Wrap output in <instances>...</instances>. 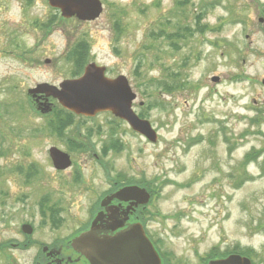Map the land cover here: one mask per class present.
<instances>
[{"label":"rangeland","instance_id":"rangeland-1","mask_svg":"<svg viewBox=\"0 0 264 264\" xmlns=\"http://www.w3.org/2000/svg\"><path fill=\"white\" fill-rule=\"evenodd\" d=\"M100 2L97 20L72 19L46 34L30 23L51 16L43 0L30 9L31 20L18 0L0 4V150H9L13 158L3 162L13 163L14 155L29 149L45 163L41 152L51 141L33 144L28 130L37 116L25 102V89L30 77L42 82L57 76L50 71L54 64L62 70L57 79L64 78L70 63L61 60L63 54L85 42L86 62L104 67L109 77L127 79L136 95L133 110L151 124L157 140L151 143L118 122L111 138L119 140L118 151L103 154L99 162L92 157L96 149L87 156L74 154L80 178L71 176L64 190L63 233L76 231L95 198L120 178L155 188L148 232L159 248L188 260L238 248L253 264H264V119L258 117L264 118V0ZM45 58L52 60L51 67L42 63ZM30 60H40V69L33 71ZM156 81L184 86L158 92ZM155 102L160 106L149 109ZM105 120L101 116L93 126ZM107 139L99 136L98 142ZM255 152L256 160L245 163V156ZM7 179L0 176V191L9 192L8 206L18 209L12 198L26 188ZM46 182L37 191L58 184L50 175ZM33 210V223L44 238L47 220L36 204ZM24 211L19 207L7 227H17ZM6 237L13 238L11 232Z\"/></svg>","mask_w":264,"mask_h":264},{"label":"flooded vegetation","instance_id":"flooded-vegetation-1","mask_svg":"<svg viewBox=\"0 0 264 264\" xmlns=\"http://www.w3.org/2000/svg\"><path fill=\"white\" fill-rule=\"evenodd\" d=\"M37 1L38 0H18V2L24 6L25 14L23 16L25 18L31 20L35 17L33 13H28ZM43 1L46 3L48 11L52 13L51 16L43 23L29 20L31 26L38 27L43 34L48 33L51 26L56 24L63 25L69 20L75 19L64 18L59 9L50 7L47 0ZM4 2L5 0H0L1 6H3ZM0 26L2 28L4 24H0ZM180 36L181 35L179 34L177 38ZM171 47L174 50H177L176 44L171 43ZM17 59L24 62L28 60L25 58ZM61 60L66 62L67 65L69 62L71 66L68 65L69 70L64 78L57 79L60 74L59 72L62 70L55 68L56 64H54L50 71L52 72L54 69L55 72H58L57 76L54 75V78L51 80H44L42 82L33 81L34 79H31L30 77V85L25 89V102L37 116L36 126L33 123L34 126L32 125L28 130L33 132L32 139L36 140H32L33 144L38 145V142L40 143L42 138L51 141V143L41 152L45 163L40 164L35 158V152H32L29 149L21 150V155H14L13 157L15 161L13 163H5L3 160L8 161L10 159L12 161L13 158H10L11 156L7 153L9 150H0V158L2 159V162H0V176H4L6 179L8 175L9 179H7V182L12 181L11 184H14L19 188L24 186L27 191L25 193L22 192L17 196H13L12 198L15 205H19L21 208L25 206L24 213L22 214V212H20V216L22 217L24 215V218L19 221V224L14 229L7 227V221L16 218L19 212H17L19 207H17L18 209L10 208L8 206V200L11 199L9 192H6L5 190L0 191V208L2 209L0 221V264H92L84 255L80 254L76 248H110V246H74L72 240L80 234L88 231L92 222L98 215H100V217L96 225V236L99 239L104 236L114 237L118 233L125 231L130 225L139 224L142 227L145 236L152 243L159 258V264H209V262L223 260L231 255L229 252L219 254L212 251V254H207V256L200 258L199 260H188L183 256L181 257L173 254V252L168 251L165 248H159L156 241L151 239L148 232V222L151 217L149 209L151 207L152 198L149 199L147 204H139L133 199H109L113 193L124 187L137 186L144 188L141 184L126 183L124 181L119 182L118 179L113 180V183L109 186V190L103 193V195L95 198L94 202L91 203V206L88 209L86 220L76 231H73L70 234L63 233V227L67 221L64 217L65 209L63 208V202L66 201L64 190L71 182V176L74 181L80 178L78 176L80 168L75 169L76 166L74 161H72V157L75 156L74 154L78 153L87 156L89 152H93V150L96 149L97 153L94 152L92 154L93 159L97 162L100 161V158L103 160V154H106L107 156V154L114 149L113 147L119 146L118 139H111L115 135V124L118 122L123 125L127 124L124 121L117 119L109 112L98 113L91 117L77 115L64 109L52 96H48L49 93L47 87L59 89L64 81L78 79L83 75L85 67L90 64L89 62H86V59L81 57V55H71L70 51L63 54ZM30 61L33 63L30 65H36L33 71L36 68L40 69V60H38V62L35 60ZM51 61V59L45 58L42 63L50 65L51 67ZM105 76L109 79L117 77L107 76L106 69ZM42 86L44 87L40 88ZM101 116L107 117V120L99 122V124L93 126V122ZM88 124L91 125V127H87L84 132H81L83 126H87ZM99 136L103 139L108 137V139L107 141L98 142ZM109 138L111 141H109ZM112 140H114V142H112ZM67 162L69 163V166L65 167ZM45 169H48V171L51 172L49 175L56 178L58 184L53 190L42 192L43 189H45L43 186L47 184L46 179L49 177V175H45ZM40 184L43 189H38L37 191ZM40 192L42 193L40 194ZM33 195L37 197L36 202H34L35 196ZM61 200L63 201L62 203ZM28 201L30 203H28ZM35 204L38 206V211L40 208L41 216L47 220L45 225L49 226L47 228L48 234L46 237L42 235L44 238H40L38 235V228L33 223V205ZM8 211H11V213L8 214ZM111 217L112 221H110ZM112 227L117 228L111 230L110 228ZM8 232H11L13 238L6 237ZM250 264H253L251 260Z\"/></svg>","mask_w":264,"mask_h":264},{"label":"water","instance_id":"water-1","mask_svg":"<svg viewBox=\"0 0 264 264\" xmlns=\"http://www.w3.org/2000/svg\"><path fill=\"white\" fill-rule=\"evenodd\" d=\"M47 2L50 7L59 9L66 19L75 17L79 21L92 22L102 13L100 0H47ZM104 72V67L88 64L83 75L78 79L64 81L59 89L54 87L44 89L48 91V96H52L70 112L85 117L110 112L116 118L126 122L135 133L147 141L156 142L157 135L150 123L140 119L132 110V102L136 99V95L128 85L127 79L122 75L108 79ZM212 81L217 82L218 78H213ZM68 166L67 162L65 167ZM114 198L133 199L139 204H147L150 195L142 188L128 186L119 189L109 197V199ZM99 217L100 215L94 219L88 231L72 240L74 246H110V248H76L92 264H159V258L139 224L130 225L114 237L104 236L99 239L96 236ZM209 264H250V261L239 255H230Z\"/></svg>","mask_w":264,"mask_h":264},{"label":"trees","instance_id":"trees-1","mask_svg":"<svg viewBox=\"0 0 264 264\" xmlns=\"http://www.w3.org/2000/svg\"><path fill=\"white\" fill-rule=\"evenodd\" d=\"M88 52H89V46L85 43V42H82L80 43L79 45H75L74 46V49L70 50V53L72 54H78V55H81V57L87 59L88 57ZM87 61V60H86ZM157 82V86H155V89L160 92L162 90H165V92H168V91H173L175 90V88H181L182 86L184 85H179L177 83H175V85L171 84V86H169L167 83L165 82H159V81H156ZM157 106H160V103H157L155 102L153 105H149V109H153V108H156ZM143 118V116H141ZM260 117L262 120L264 119L263 117L261 116H258ZM258 117H255L254 121L257 120L259 121ZM116 151L119 150V146L118 147H113ZM259 156V152H255V154H250L248 153L246 156H245V160L244 162L245 163H249L250 161H255L256 158ZM120 179V178H119ZM122 181V180H121ZM145 187V186H144ZM148 190H149V187H146ZM152 189H155V188H152L151 187V190H149L151 196L154 195V191ZM230 253H237V254H241V255H245L243 254V252L239 251L238 248H236L235 250H232Z\"/></svg>","mask_w":264,"mask_h":264}]
</instances>
